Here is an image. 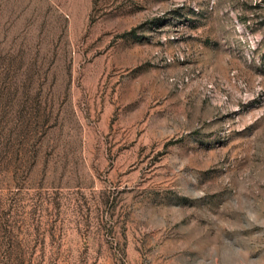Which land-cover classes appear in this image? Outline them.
Here are the masks:
<instances>
[{
  "label": "rangeland",
  "instance_id": "rangeland-1",
  "mask_svg": "<svg viewBox=\"0 0 264 264\" xmlns=\"http://www.w3.org/2000/svg\"><path fill=\"white\" fill-rule=\"evenodd\" d=\"M0 264H264V0H0Z\"/></svg>",
  "mask_w": 264,
  "mask_h": 264
}]
</instances>
